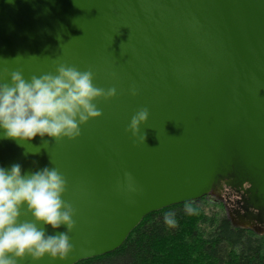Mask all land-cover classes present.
<instances>
[{
  "label": "water",
  "instance_id": "1",
  "mask_svg": "<svg viewBox=\"0 0 264 264\" xmlns=\"http://www.w3.org/2000/svg\"><path fill=\"white\" fill-rule=\"evenodd\" d=\"M60 63L117 94L94 101L102 114L75 139H0V166L55 167L67 180L72 249L35 264L109 254L148 214L218 201L224 188L239 197L233 227L264 225V0H0V83ZM141 108L133 137L125 129ZM126 172L137 192L123 189ZM20 219L31 216L22 208Z\"/></svg>",
  "mask_w": 264,
  "mask_h": 264
},
{
  "label": "clouds",
  "instance_id": "2",
  "mask_svg": "<svg viewBox=\"0 0 264 264\" xmlns=\"http://www.w3.org/2000/svg\"><path fill=\"white\" fill-rule=\"evenodd\" d=\"M93 79L91 69L64 63L58 64L55 73L27 79L22 72L12 71L9 81L0 83V139L23 143L37 136L53 140L79 137L80 126L102 114L94 101L117 94L115 87H97ZM129 94L136 95L137 89L130 87ZM148 115L147 108L136 111L125 131L136 137ZM140 140L144 142L145 135ZM124 175L123 189L137 192L132 175ZM66 186V178L55 167L22 173L19 163L0 166V264H20L26 257L32 264L45 256L50 261L67 258L75 210L63 199ZM22 208L30 220L20 219ZM185 211L193 214L196 209L189 204ZM163 219L170 227L176 225L174 213H165ZM42 225L52 229L64 225L65 231L46 234Z\"/></svg>",
  "mask_w": 264,
  "mask_h": 264
},
{
  "label": "trees",
  "instance_id": "3",
  "mask_svg": "<svg viewBox=\"0 0 264 264\" xmlns=\"http://www.w3.org/2000/svg\"><path fill=\"white\" fill-rule=\"evenodd\" d=\"M196 211L189 214L186 205ZM174 213L176 225L164 223ZM76 264H264V234L233 227L211 198L145 216L115 251Z\"/></svg>",
  "mask_w": 264,
  "mask_h": 264
},
{
  "label": "flooded vegetation",
  "instance_id": "4",
  "mask_svg": "<svg viewBox=\"0 0 264 264\" xmlns=\"http://www.w3.org/2000/svg\"><path fill=\"white\" fill-rule=\"evenodd\" d=\"M209 198V197H206ZM224 206V209L227 211V216L230 215L232 218H235V211L239 209V197L233 193L231 190L224 188V190L220 194V198L218 200ZM257 234H264V225L257 226Z\"/></svg>",
  "mask_w": 264,
  "mask_h": 264
},
{
  "label": "rangeland",
  "instance_id": "5",
  "mask_svg": "<svg viewBox=\"0 0 264 264\" xmlns=\"http://www.w3.org/2000/svg\"><path fill=\"white\" fill-rule=\"evenodd\" d=\"M215 203H217V205H219L224 210V212L227 214V211L224 209V206L221 204V202L215 201Z\"/></svg>",
  "mask_w": 264,
  "mask_h": 264
}]
</instances>
